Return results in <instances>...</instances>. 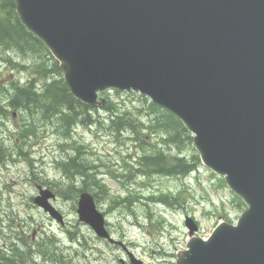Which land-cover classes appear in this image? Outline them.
<instances>
[{
  "label": "water",
  "instance_id": "1",
  "mask_svg": "<svg viewBox=\"0 0 264 264\" xmlns=\"http://www.w3.org/2000/svg\"><path fill=\"white\" fill-rule=\"evenodd\" d=\"M19 21L43 43L71 95L134 91L192 134L204 166L247 206L205 241L190 240L177 264H264V0H13ZM41 190L33 199L63 224ZM76 213L98 238L117 243L88 192ZM130 264H142L128 254Z\"/></svg>",
  "mask_w": 264,
  "mask_h": 264
},
{
  "label": "rangeland",
  "instance_id": "2",
  "mask_svg": "<svg viewBox=\"0 0 264 264\" xmlns=\"http://www.w3.org/2000/svg\"><path fill=\"white\" fill-rule=\"evenodd\" d=\"M7 57L18 62L22 59L18 53L10 52L8 56L0 52V89L14 82L24 84L31 77L26 69L13 68L2 59ZM101 98L118 105L138 106L140 102L138 94L114 91L102 93ZM98 112L100 118L105 117L102 110ZM12 113H16L14 117ZM24 118V114L11 109L7 118L0 119V157L10 153L8 159L0 161V247L29 246L42 237H53L57 241L55 254L59 257L47 260L37 254L27 264H129L128 253L143 264H176L177 254L186 249L189 239L185 217L194 220L198 226L195 236L204 239L218 223H235L245 209L223 178L199 159L195 171L186 177L134 174L122 178L124 165H130L137 155L150 150L154 139L141 136L145 144L128 135L115 138L93 126H79L65 137L46 122H39L34 126L35 135L23 139L19 130ZM76 147H82L81 159L93 168L92 180L97 181L93 185L86 177V191L94 196L111 237L119 244L97 239L87 225L78 221L77 198L58 194L67 182L57 161L67 153L71 155ZM182 154L189 161L197 156L192 145L184 148ZM38 187L54 193L52 205L64 218L62 226L34 206L32 199ZM162 196L168 201L163 202ZM54 249L52 245L51 250Z\"/></svg>",
  "mask_w": 264,
  "mask_h": 264
},
{
  "label": "trees",
  "instance_id": "3",
  "mask_svg": "<svg viewBox=\"0 0 264 264\" xmlns=\"http://www.w3.org/2000/svg\"><path fill=\"white\" fill-rule=\"evenodd\" d=\"M0 52L18 53L25 64L23 66L9 58L2 59L13 68L18 66L28 70L33 76L28 77L23 85L14 82L0 89V119L7 118L11 109L24 114L22 129L19 130L21 138L35 135L34 126H38L39 122L54 125L65 137L71 136L69 134L75 127L93 126L104 129L115 138L128 135L145 144L147 142L141 136L155 140L151 149L139 154L134 163L124 165L126 170L122 178L128 179L134 174L137 177H186L197 168L195 163L198 156L189 161L182 154L184 148L192 145L190 133L173 115L156 107L146 98L140 97L138 106H128L125 103L118 105L109 101L103 108V118L98 116L97 110L74 99L63 81L58 64L43 44L19 22L12 0H0ZM139 147L142 148V145ZM80 148L82 147L73 148L71 155L67 153L57 162V167L67 182L64 189L58 190V194L73 200L80 192L86 191V177H89L93 185L97 183L95 179L92 180L93 168L87 167L81 159ZM7 154L10 155L8 152ZM5 155L0 157V161L9 158ZM100 189L102 185L98 186V190ZM161 200L168 201L165 196ZM52 245L55 248L53 251ZM57 251V241L53 237H42L29 246L12 245L9 249L0 247V264H27L37 254L47 260L58 259L55 254Z\"/></svg>",
  "mask_w": 264,
  "mask_h": 264
}]
</instances>
